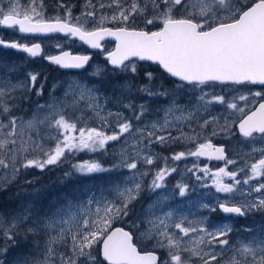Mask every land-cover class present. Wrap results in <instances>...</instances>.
Listing matches in <instances>:
<instances>
[{
    "label": "snow or ice",
    "instance_id": "obj_1",
    "mask_svg": "<svg viewBox=\"0 0 264 264\" xmlns=\"http://www.w3.org/2000/svg\"><path fill=\"white\" fill-rule=\"evenodd\" d=\"M101 15L97 20L96 5L88 0L80 17L73 18L71 9L64 16L45 19L42 0L21 11V0H0V26L22 34L63 33L78 38L93 49L102 48L105 36L116 39V47L106 53L112 74L138 72L139 61H151L160 66L171 78H177L174 89H153L155 77L145 72L147 83L134 85L124 80L113 85L118 95L108 96L96 86L79 80L69 81L62 97L50 94L47 103H37L31 116L14 115L31 105V94L43 96L44 84L37 87L39 73H28L27 80L13 82L8 74H0V183L13 182L24 169L44 170L59 166L76 153H107L109 142L124 140L117 154L119 159L111 168L98 160H85L72 164L80 174H93L124 168L130 175L112 185L108 192L90 196L87 201L65 203L51 214L33 217L31 207L8 218L0 215V264H9L11 248L27 243L32 236V256H17L12 264H264V229L247 238L230 239L232 225H210L208 217L164 211L166 201L175 195L185 197L192 189L177 182L170 193L162 191L149 205L144 219L134 220L131 227L139 232L136 239L153 243L152 251L138 249L134 233L123 227H113L114 221L123 222L130 216V206L147 191L155 194L165 190L166 177L176 172L167 163L159 168L145 187L144 177L149 171H139V164L153 165L161 159L150 150L154 144H195V148L176 152L173 161L185 157H206L223 161L224 166L212 171L207 165L193 164L187 172L196 176L201 187L207 188L205 178L217 194H224L223 202L217 196L218 208L226 214L245 216L253 211H264V150L261 158L243 167L229 171L238 161L228 159L223 146H216L212 138L231 134L229 116L243 114L238 124L239 134L246 140H264V91H241L246 85L264 86V0H97ZM62 3L59 8H65ZM105 10L111 15L104 14ZM75 20V22H73ZM83 20V23H81ZM140 20L144 25L158 26L155 31L137 30ZM119 25L105 27L106 22ZM95 24L92 30L86 25ZM0 46L17 49L30 58H43L62 69H83L90 61L88 55H72L59 43L56 55H44L41 43L30 46L6 42L0 37ZM15 71V69H11ZM105 68L97 66L91 73L102 77ZM217 85L230 86L229 96L215 93ZM58 85H53V89ZM162 87V86H161ZM188 89L187 103L181 105L179 97ZM207 89V91H206ZM135 93L149 98H169L158 119L143 127H135L148 114L147 102L136 105L125 96ZM199 95H196V93ZM113 104L117 111L108 109ZM225 106L229 115H212L211 107ZM120 109L130 112L125 116ZM138 109V110H137ZM223 116V124L221 117ZM207 117V118H204ZM95 123L97 126H90ZM188 126L189 131L183 129ZM213 131L205 136L208 127ZM111 129V131H107ZM175 129L178 135H172ZM160 133V134H157ZM203 140L204 142H199ZM255 151V150H254ZM167 161V157H163ZM202 173L203 175H199ZM72 173H65L66 176ZM243 176V179L239 177ZM225 177L231 183L225 182ZM255 186L253 187V184ZM201 208L216 211V205L203 203ZM141 224L148 227L140 230ZM43 235V245L39 239ZM17 237H21L18 240ZM156 249L167 252L158 257ZM102 257V260L100 259Z\"/></svg>",
    "mask_w": 264,
    "mask_h": 264
},
{
    "label": "rangeland",
    "instance_id": "obj_2",
    "mask_svg": "<svg viewBox=\"0 0 264 264\" xmlns=\"http://www.w3.org/2000/svg\"><path fill=\"white\" fill-rule=\"evenodd\" d=\"M88 0H42L44 18L49 19L55 16H64L65 12L68 9H71V15L73 18L80 17L82 13L85 11H92L91 8H86ZM33 0H21V11H24L27 7L31 6ZM35 3L39 4L40 0H35ZM65 5V8H59L60 4ZM92 3L96 5V16L97 20L101 15L99 10V5L97 0H92ZM107 15H111L110 11L105 10ZM75 22V20L73 21ZM83 23V20H81ZM95 24L89 22L86 25L88 30H92ZM104 26L110 27H119L123 25H119L114 22H106ZM136 27L137 29L143 28L146 31H155L158 26L153 25H144L140 20H137L135 25L129 24V27ZM0 37H2L6 42H18L22 44L31 45L33 43H41L44 55H56L59 53V50L54 47L57 43L63 46L64 51H70L72 53H78L85 55L89 52V50L79 41L69 39L67 36H62L60 34L47 36V37H33L29 35H25L19 33L18 29H2L0 27ZM114 47V42L104 43V51L94 53L95 57L90 63V67L88 66L86 69L81 71H63L54 66L49 65L43 58H30L28 55L20 50L6 48L0 46V74H8L13 82L27 80L28 73H39L37 87L42 83L44 84L43 96L37 98L35 93L31 94L32 104L24 105L25 111L20 113H13L14 115H24L26 118L31 116V109L35 107L37 103L44 104L47 103L50 99V94L54 92L56 97H62L64 91L67 87L69 81L79 80L83 83L88 84L89 86H96L100 89V92L104 95L115 96L118 95V92L114 91L113 85L120 83L124 80L131 81L134 85L139 86L140 84L147 83L145 79V72L153 73L155 77L153 81V89H159L161 91L168 89H174L175 85L179 83L178 81L173 80L167 74L162 72L156 64L151 63H142L135 61L137 63L138 72L135 76L132 74H112V68L108 65L107 60L103 58V54L106 51L112 50ZM97 66H101L106 69L103 73L102 77H94L91 73L96 69ZM11 69H15V71H11ZM53 85H58L55 89H53ZM162 86V87H161ZM229 87L217 85L215 88L216 94H221V89H224L223 94L229 96L236 95L235 92H230ZM207 91V89H206ZM241 91H264V86L260 85H246ZM196 95H199L197 92ZM190 93L188 89L184 90V94L179 97V103L181 105L187 103L189 100ZM131 100L134 104L139 105L147 102L149 112L143 120L136 122L132 121L135 127H143L145 124H150L153 120L158 119L163 115V112H157L158 108L166 107L169 103L170 97H153L149 98L142 94L135 93L131 96H125L124 101L128 102ZM108 109L112 111H117L116 107L113 104L108 105ZM124 112L125 116H130V112L125 109H120ZM138 110V109H137ZM222 112L224 115H229L230 110H227L225 106L214 104L210 112L212 115H217ZM243 114L239 112L232 113L229 116V121L232 125L239 119ZM207 118V117H204ZM221 124H223V116L221 117ZM90 126H97L95 123L90 124ZM185 132L189 131L188 126H185L183 129ZM111 131V129L107 130ZM213 128L210 126L207 128L205 132V136L208 133H211ZM160 134V133H157ZM233 134L237 136L235 125H233ZM172 135H178L175 129H172ZM219 135L212 138V142L221 141L223 145H225V141L228 142L229 139L227 137L219 138ZM240 137V136H238ZM259 138V137H257ZM245 139V138H244ZM260 140V139H259ZM261 141V140H260ZM199 142L202 143V140ZM243 144V145H237ZM124 146V140L122 139L119 142H109L107 146V153H89V152H80L76 153L75 156L69 157V160L59 166H50L44 170L29 168L24 169L21 172L29 174H36V178L38 179L40 185L38 189L33 190V178H25L22 188L27 189L21 193H17L14 199L18 200L17 208L14 209L13 212L6 213L0 210V215L5 217H12L17 213L22 212L24 209L31 207L33 212V217L38 214L40 216H44L46 214H51L57 207L61 204L65 203L66 198H70L73 201H87V199L96 195L99 197L101 195V190H103V194L109 196L111 198V193L108 192V189L122 181V179L128 175H130L129 170L120 168V169H112L108 172L103 173H93V174H80L75 172L72 169V164L77 162H82L85 160H98L105 168H111L112 165L117 163L119 159L118 153L120 149ZM227 148L231 149L230 153L232 157L230 159L237 160L240 164L244 163V160H250L249 155L252 152L260 151L264 148V140L260 143L250 142H242V143H232L225 145ZM189 148L194 149L195 144L188 145L185 143H175V144H154L151 147V152L153 154H159L161 159H157L154 161L153 165H146L143 162L139 164V171H149L150 174L144 177L145 187L148 183L151 182L153 175L159 169L165 166L170 168H176L177 171L171 173L168 177H166V188L165 190H157L155 194H150L145 191L141 197L135 201L130 206V216L126 218L123 222L114 221L113 226L122 224L128 228L132 232H134L135 236H139V232H136L135 229L131 227V222L137 220L144 219V214L146 210L149 208V205L156 199L157 195H159L162 191L165 194L170 193L173 189V186L177 184V182H182L188 184L192 189L187 193L185 197H180L178 194L175 195L172 199L166 201V206L164 207V211L174 210L178 214L189 215L190 218L192 215L208 217L210 225H218L228 223L232 225L234 231L230 234V239L236 240L237 238H247L249 233L242 231V229L250 228L252 229L253 234L260 232L264 229V211H258L259 215H262L252 222H250V218L247 216L245 220L248 223V226L241 225L239 223H245L241 221L239 218L236 220H232V218L228 219H218L213 213H203L197 212L203 210L200 205L203 203H209L210 205L217 206V196L215 195V188L212 186H208L207 188L201 187V183L196 181V176L194 174L188 173L187 168H191L193 164H198L200 167L207 165L210 169H212V165L207 159L204 158H196L190 157V161H173L171 159V155L176 152L187 151ZM245 150V151H243ZM255 150V151H254ZM261 158V153L257 154ZM163 157H167V161L163 159ZM260 158H255L256 160ZM71 172L72 174L66 176L65 173ZM3 172L0 170V175ZM199 175H203L202 173H198ZM206 183H211V180L205 178ZM12 183V182H11ZM10 183H0V192L8 187ZM255 183L253 184V187ZM17 189H14L11 194L16 193ZM10 194V195H11ZM200 209V210H198ZM197 210V211H196ZM257 212V211H253ZM147 224H141L140 230L143 231L147 228ZM33 237L29 236L27 243L21 242L20 246L11 248L8 253V262L12 264V261L17 256H32L35 254V250L32 248ZM35 239H39L41 245H43L44 237L43 235L36 237ZM21 240V239H20ZM138 244L143 248V250H149L153 248L154 242H147L144 240L136 239ZM167 253V252H166ZM163 253L167 257V254ZM101 259V258H100Z\"/></svg>",
    "mask_w": 264,
    "mask_h": 264
},
{
    "label": "flooded vegetation",
    "instance_id": "obj_3",
    "mask_svg": "<svg viewBox=\"0 0 264 264\" xmlns=\"http://www.w3.org/2000/svg\"><path fill=\"white\" fill-rule=\"evenodd\" d=\"M94 57H95V55H94ZM219 113H220V111H219ZM222 113V112H221ZM226 136H227V138L229 139V141L228 142H226L225 141V145H228V144H232V143H234L235 142V144L236 143H242V142H247L248 141V143H250V142H253V143H260V142H262L263 140L262 139H260V138H257L255 141H251V140H246V139H244L241 135H239L240 137H234V134H232V132H231V134H227L226 133ZM219 138H222V137H219ZM261 141H260V140ZM214 145H216V146H223L224 148H225V154H226V156H227V158L228 159H230V157H232V154L230 153V150L231 149H229V148H227L225 145H223V142H221V141H216V142H212ZM237 145H243V144H237ZM262 150H264V148L262 149ZM262 150H260V151H256V152H252L250 155H249V158H250V160H248V162L249 163H252V162H255V158L257 157V158H260L257 154L258 153H261V151ZM243 151H245V150H243ZM200 158H204V159H207L206 157H200ZM190 159V157H185V158H183V159H181L182 161H187V160H189ZM208 160V159H207ZM209 162H210V164L212 165V171H215V170H217L218 168H220V167H223L224 166V162L223 161H217V160H208ZM240 167H243V163L242 164H240L239 162L235 165V166H233V165H229L228 166V170L229 171H235L237 168H240ZM240 179H243L244 177L243 176H240L239 177ZM225 179V182L226 183H231V180L229 179V178H227V177H225L224 178ZM261 182H264V178H261ZM208 185H209V187L211 186V183H207ZM205 188V187H204ZM215 195H218L219 197H220V202H223V198H224V194H215ZM217 203V202H216ZM198 210H200V209H198ZM197 211V210H196ZM206 212V213H213L215 216H216V218H218V219H227L228 217L229 218H232V220H236V219H240L241 221H244L245 223H242V222H240L239 223V226H241V225H245V226H248V224H251V223H248V222H246L245 220L247 219V216L245 215V216H237V215H234V214H226V213H223L219 208H218V205H217V210L216 211H210V210H208V209H203V210H200V211H197V212H200V213H203V212ZM161 253V252H160ZM162 254V253H161ZM161 256V255H160ZM162 257V256H161Z\"/></svg>",
    "mask_w": 264,
    "mask_h": 264
},
{
    "label": "trees",
    "instance_id": "obj_4",
    "mask_svg": "<svg viewBox=\"0 0 264 264\" xmlns=\"http://www.w3.org/2000/svg\"><path fill=\"white\" fill-rule=\"evenodd\" d=\"M29 177L33 178V181H32L33 190L38 189L40 183L38 179L36 178V174L34 173L26 174L24 172L23 173L21 172L20 175L12 183H10L8 187H6L4 190L0 192V210L1 211L10 214V212H13L14 209L17 208L18 200H12V199H14L17 193H21L24 190H27V189H23L22 185H23L24 179L29 178ZM14 189H17L16 193L11 194V192ZM17 239L20 240L21 237H17ZM2 244H3V241L0 240V245Z\"/></svg>",
    "mask_w": 264,
    "mask_h": 264
},
{
    "label": "water",
    "instance_id": "obj_5",
    "mask_svg": "<svg viewBox=\"0 0 264 264\" xmlns=\"http://www.w3.org/2000/svg\"><path fill=\"white\" fill-rule=\"evenodd\" d=\"M2 28H4V29H8V28H6V27H3V26H1ZM55 34H62L63 36H66L65 34H63V33H55ZM26 35H31V36H43V37H45V36H49V35H54V34H26ZM71 39H76V40H79L78 38H71ZM104 40H112V41H115V46H114V49H115V47H116V39H115V37H113V36H105L102 40H101V42L102 41H104ZM87 47H89V49H91V50H102L103 49V47L102 48H100V49H93V48H91L90 46H88L87 44H85ZM113 49V50H114ZM112 50V51H113ZM70 52V51H69ZM71 53V52H70ZM59 54V53H58ZM72 55H79V54H73V53H71ZM89 57H90V55H88ZM104 57L106 58V55H104ZM138 59V58H137ZM47 61V60H46ZM48 62V61H47ZM49 63V62H48ZM51 64V63H50ZM51 65H54V64H51ZM55 66H57V65H55ZM86 66V65H85ZM57 67H59V66H57ZM60 68V67H59ZM60 69H62V68H60ZM73 70H78V69H73ZM175 80H178L177 78H174ZM116 227H121V226H116ZM125 229V228H124ZM126 231H129V230H127V229H125ZM102 258V257H101Z\"/></svg>",
    "mask_w": 264,
    "mask_h": 264
},
{
    "label": "bare ground",
    "instance_id": "obj_6",
    "mask_svg": "<svg viewBox=\"0 0 264 264\" xmlns=\"http://www.w3.org/2000/svg\"><path fill=\"white\" fill-rule=\"evenodd\" d=\"M90 57L94 59V54H91V56H90Z\"/></svg>",
    "mask_w": 264,
    "mask_h": 264
}]
</instances>
